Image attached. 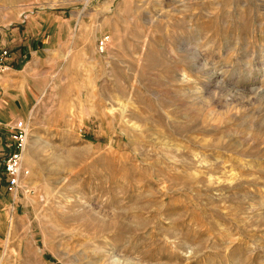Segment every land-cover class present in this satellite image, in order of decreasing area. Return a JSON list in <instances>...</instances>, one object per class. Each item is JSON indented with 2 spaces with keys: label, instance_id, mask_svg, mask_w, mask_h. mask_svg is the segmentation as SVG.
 <instances>
[{
  "label": "rangeland",
  "instance_id": "obj_1",
  "mask_svg": "<svg viewBox=\"0 0 264 264\" xmlns=\"http://www.w3.org/2000/svg\"><path fill=\"white\" fill-rule=\"evenodd\" d=\"M40 26L0 264H264V0H0Z\"/></svg>",
  "mask_w": 264,
  "mask_h": 264
},
{
  "label": "crops",
  "instance_id": "obj_2",
  "mask_svg": "<svg viewBox=\"0 0 264 264\" xmlns=\"http://www.w3.org/2000/svg\"><path fill=\"white\" fill-rule=\"evenodd\" d=\"M42 25V23H41ZM39 32L31 35L32 39L37 38L34 42L36 47L31 48L33 41L26 39L24 41V56L27 57L24 63L18 64L22 53L11 52L6 59L7 69L0 72V162H3L4 156L15 149V145H9L11 142L10 131L5 123L21 118L19 111L20 99L29 100L27 87L31 85L29 79L41 74L45 69V63L48 62L52 45H48L51 35L47 30L39 27ZM43 31V32H41ZM7 39L0 34V51L2 47H7ZM23 51V52H24ZM45 53V54H44ZM3 165V164H2Z\"/></svg>",
  "mask_w": 264,
  "mask_h": 264
},
{
  "label": "built area",
  "instance_id": "obj_3",
  "mask_svg": "<svg viewBox=\"0 0 264 264\" xmlns=\"http://www.w3.org/2000/svg\"><path fill=\"white\" fill-rule=\"evenodd\" d=\"M10 51L7 47H2L0 51V72L7 69ZM10 131L11 142L9 145H15L13 151L8 152L3 158V172L8 183V187L13 193H18L25 184L23 177L29 173L25 165L24 157L29 145L30 124L24 119H16L5 123Z\"/></svg>",
  "mask_w": 264,
  "mask_h": 264
},
{
  "label": "bare ground",
  "instance_id": "obj_4",
  "mask_svg": "<svg viewBox=\"0 0 264 264\" xmlns=\"http://www.w3.org/2000/svg\"><path fill=\"white\" fill-rule=\"evenodd\" d=\"M159 170V169H158ZM190 252V251H189ZM191 254V253H190Z\"/></svg>",
  "mask_w": 264,
  "mask_h": 264
}]
</instances>
